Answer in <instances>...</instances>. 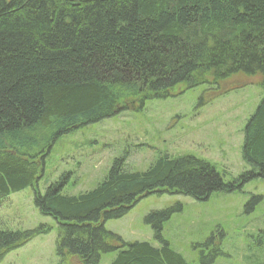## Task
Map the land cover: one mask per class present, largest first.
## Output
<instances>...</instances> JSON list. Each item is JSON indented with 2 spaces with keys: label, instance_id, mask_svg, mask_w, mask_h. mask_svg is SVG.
I'll return each instance as SVG.
<instances>
[{
  "label": "trees",
  "instance_id": "obj_1",
  "mask_svg": "<svg viewBox=\"0 0 264 264\" xmlns=\"http://www.w3.org/2000/svg\"><path fill=\"white\" fill-rule=\"evenodd\" d=\"M249 83L264 89V0H0V199L35 188L37 207L60 226L64 260L97 264L117 252L111 264H191L162 236L177 209L147 217L159 246L127 243L105 222L151 193L208 200L264 178V99L244 128L252 170L232 182L206 161L169 155L142 172L116 159L100 184L78 195L63 193L67 179L42 195L37 180L64 135L167 98L181 84L227 92ZM48 231L0 228V262ZM211 241L201 264L220 255Z\"/></svg>",
  "mask_w": 264,
  "mask_h": 264
},
{
  "label": "rangeland",
  "instance_id": "obj_2",
  "mask_svg": "<svg viewBox=\"0 0 264 264\" xmlns=\"http://www.w3.org/2000/svg\"><path fill=\"white\" fill-rule=\"evenodd\" d=\"M263 99L257 83L227 92L181 84L167 98L149 99L139 109L135 104L62 136L45 158L36 189L43 195L51 184L67 179L63 193L78 195L100 184L116 159L125 158V169L142 172L164 155L206 161L232 182L252 170L243 156L244 128ZM167 209L177 210L164 222L162 236L189 263L201 264L202 245L212 238L209 249L220 251L212 264H264V178L250 180L241 190L215 192L208 200L151 193L124 216L107 220L105 228L127 243L159 246L147 217ZM40 227L49 231L7 253L0 264H79L57 253L60 226L37 207L35 188L0 199L1 229ZM116 253H103L97 264H111Z\"/></svg>",
  "mask_w": 264,
  "mask_h": 264
}]
</instances>
